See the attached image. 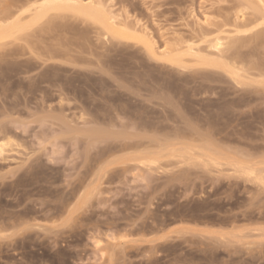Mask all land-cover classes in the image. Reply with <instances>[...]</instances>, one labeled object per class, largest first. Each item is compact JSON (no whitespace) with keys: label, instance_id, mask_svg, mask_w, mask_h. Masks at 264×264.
Returning <instances> with one entry per match:
<instances>
[{"label":"rangeland","instance_id":"rangeland-1","mask_svg":"<svg viewBox=\"0 0 264 264\" xmlns=\"http://www.w3.org/2000/svg\"><path fill=\"white\" fill-rule=\"evenodd\" d=\"M82 1L111 33L64 11L0 40V264H264V183L231 165L264 180L255 0Z\"/></svg>","mask_w":264,"mask_h":264},{"label":"bare ground","instance_id":"bare-ground-1","mask_svg":"<svg viewBox=\"0 0 264 264\" xmlns=\"http://www.w3.org/2000/svg\"><path fill=\"white\" fill-rule=\"evenodd\" d=\"M254 0H252L253 2ZM256 1V3H254ZM253 2V4L255 5L254 7V10H255V13L257 12V16L256 18H258V21L256 19V22H258L254 28H252L253 30H256V34H253V36L250 38V41H259L261 39H264V0H255ZM249 4L250 1H248ZM247 3V4H248ZM89 4V3H88ZM246 4V5H247ZM95 5V4H94ZM249 5H247L246 7H248ZM252 7V6H251ZM250 9V8H249ZM31 10H35V12L30 15L32 16V18L30 20H27L29 15L27 16H24L25 14H28L30 12H32ZM70 12L72 15L76 14V15H79V16H82L92 22H97L99 24H101L106 32L108 30V32L111 31V29H114V21H113V18L109 15V13H105L104 11L102 10H99V9H96V8H92L91 6L89 5H86V4H83V1L82 0H35V2H32V4L25 8V9H22V10H18V12H10L9 14H7V19L5 21H3L1 24H0V40H3V39H6V38H9V37H12L13 34L15 33H19V31H24L29 25L31 26V24H36L38 23L40 20H42L44 17H47V14L49 12ZM68 14V13H67ZM255 17V16H254ZM44 20V19H43ZM43 22V21H42ZM254 22V23H256ZM114 23V24H113ZM240 24V23H239ZM34 25L33 28L35 27ZM38 26V25H37ZM234 26V25H233ZM235 27V26H234ZM237 27V26H236ZM240 27V26H239ZM30 28V27H29ZM32 28V27H31ZM28 29V28H27ZM242 29V28H241ZM251 29V30H252ZM252 30V31H253ZM22 31V32H23ZM113 32V31H112ZM235 32V31H234ZM111 33V32H110ZM236 33H242V34H245L247 33V30L244 31V32H239L238 30H236ZM119 34V33H118ZM239 35V34H238ZM229 38V37H228ZM14 39V38H13ZM16 39V38H15ZM255 39V40H254ZM259 39V40H258ZM222 40V39H221ZM238 40V39H237ZM244 40V38H243ZM142 41L147 45V47L149 48L150 51H152V47L153 46H150L151 44H149L146 40L142 39ZM232 41V40H231ZM236 41V40H234ZM242 42V41H241ZM231 43V42H230ZM256 44V42H254ZM261 43V42H260ZM205 44V43H204ZM232 45L234 44L231 43ZM262 44V43H261ZM221 46V43H220V38H216L215 39V43L213 45V48H217V51L222 53V51H219L218 48H220ZM247 46V45H246ZM231 47V46H229ZM243 48V47H242ZM190 49V48H189ZM223 50V49H222ZM235 51V49H234ZM201 53V52H200ZM205 53V52H203ZM202 53V54H203ZM195 57H199L197 54H193ZM215 56V55H214ZM223 56H226V55H223ZM204 58V57H203ZM219 58V57H218ZM183 59V58H182ZM197 59V58H196ZM205 59V58H204ZM198 60V59H197ZM208 63H209V59H207ZM222 60V59H221ZM226 61V60H225ZM174 62V61H173ZM182 62V61H181ZM206 62V64H207ZM183 63V62H182ZM205 64V66H207ZM204 65V64H203ZM180 66V65H179ZM210 65L208 64L207 67H209ZM221 66V65H220ZM215 67V66H214ZM218 67V66H216ZM215 67V68H216ZM242 68V67H241ZM252 68V67H251ZM264 68V67H263ZM231 69V68H230ZM257 71V70H256ZM228 72V71H227ZM239 69L238 70H235V69H231L229 70V74H233L237 77H239ZM259 73V72H257ZM242 76V75H241ZM233 79V78H232ZM238 80V79H237ZM240 86V85H239ZM146 110V109H145ZM167 120V119H166ZM166 137V136H165ZM158 139V138H157ZM174 140H172L173 142ZM153 143V142H152ZM143 144L140 142V140L138 141H135L134 143H129V142H126V143H123L121 145V147L123 149H128V150H135V153H136V156L134 157V159H132V161L134 160L135 163H137L138 165L142 166V167H145L147 168L149 171H153L155 169V167H158L160 166L159 165V162H160V159L162 157L165 156V154H163V152L165 151V149L162 148V146L160 145L158 148V150L156 151H152V149L150 147H146L144 148V146H142ZM154 145V144H152ZM143 147V149H141ZM193 147V146H192ZM183 148V147H182ZM168 149V148H167ZM184 149V148H183ZM199 149V148H198ZM2 146H0V153L2 152ZM137 151V152H136ZM180 150L176 149L174 147V149L172 148L170 151H169V155L172 154V156H178L179 158H183L184 160L186 158L189 159V157H184L186 156V151L185 153H180L179 152ZM183 151V150H182ZM179 152V153H178ZM187 152L189 153V150L187 149ZM206 153V151H204ZM191 153V152H190ZM194 153V152H193ZM216 154V153H215ZM217 155V154H216ZM206 156V155H204ZM197 157V156H196ZM199 157V156H198ZM197 157V158H198ZM216 157V156H215ZM218 157V156H217ZM178 158V159H179ZM206 160H200L201 163L205 166V167H210L212 165L214 166H219V165H222L219 163L218 160L222 159V158H219L218 160L214 157H209V156H206L205 157ZM191 160V159H189ZM186 161L188 162V160L186 159ZM223 162V161H222ZM187 165V164H186ZM232 167L234 168V170L239 173L241 176L247 178L248 180L251 178L253 180H256V181H259L260 183H264V180L259 177L256 173H255V170L254 169H249V168H246L245 166L243 165H240V164H235V163H232L231 164ZM230 165V166H231ZM203 168V167H202ZM219 168V167H218ZM206 169V168H205ZM215 169V168H214ZM257 169V168H256ZM223 171V170H222ZM221 171V172H222ZM210 172V171H209ZM262 172V171H261ZM250 181V180H249ZM71 219H74V217L72 218L71 215H69ZM71 219H68V220H71Z\"/></svg>","mask_w":264,"mask_h":264}]
</instances>
